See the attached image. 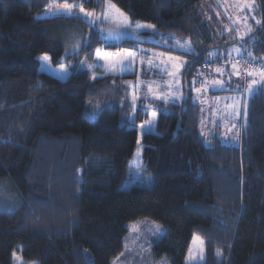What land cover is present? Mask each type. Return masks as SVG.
Instances as JSON below:
<instances>
[{
  "label": "trees",
  "instance_id": "trees-1",
  "mask_svg": "<svg viewBox=\"0 0 264 264\" xmlns=\"http://www.w3.org/2000/svg\"><path fill=\"white\" fill-rule=\"evenodd\" d=\"M252 1L257 21L242 40L251 61L263 62L264 0ZM50 2L0 0V264H14L16 252L25 263L111 264L127 225L146 219L165 229L152 251L170 264H185L194 237L204 244L203 264H264V83L247 101L237 146L215 131L209 141L201 134L190 85L206 55L224 45L216 9L207 0H67L100 15L103 28L193 43L191 54L148 44L187 59L180 103L145 105L131 88L121 106L122 97L103 98V86L135 80L143 43H105L77 14L44 17ZM146 25L154 28L138 29ZM67 26L86 34L72 58L98 64L95 84L67 68ZM97 50L112 60L97 58ZM45 55L50 67H42ZM150 76L158 77L144 72ZM95 102L100 112L92 120L85 111H95ZM141 165L151 187L122 190ZM59 211L64 221L55 229L44 224Z\"/></svg>",
  "mask_w": 264,
  "mask_h": 264
},
{
  "label": "rangeland",
  "instance_id": "rangeland-1",
  "mask_svg": "<svg viewBox=\"0 0 264 264\" xmlns=\"http://www.w3.org/2000/svg\"><path fill=\"white\" fill-rule=\"evenodd\" d=\"M58 2L64 3L63 0H58ZM206 6L216 9L217 13L215 14L224 33L222 37L224 45H217L210 54L206 55L203 65L204 72H196L197 76L191 79L190 85L194 93V101L201 107V134L209 141L212 132L215 131L217 136L222 138L224 145L237 146L242 132L241 129L244 126L247 101L257 91L258 87L264 83V76H261V72H264V61H251L248 48L242 40L243 32L251 30L250 26L252 28V23L255 24L257 21L256 8L252 0H207ZM83 9L84 12H81L80 8L76 7L68 15L63 13L53 15L52 12L55 9H48L44 17L77 14L84 17L90 23L92 29L99 31L101 36L104 37L109 29L100 25L101 16L95 13L86 15L85 13L91 12H88L84 7ZM121 33L123 35L119 40L143 43V45L139 43L138 46L141 52L138 75L135 80L130 81L117 82L110 80L107 85L103 86L105 87L103 98L112 96V100L118 102L122 97L123 99L120 102L122 106L127 92L134 88L138 100L143 99L145 105L146 103H148L147 105L152 104L151 102L180 103L184 98L183 71L187 59L185 60L175 54H168L161 49H154L148 44L170 47L181 53L191 54L190 52H195L191 40L172 34L160 35L156 38L139 35L138 40L136 34ZM84 37L86 38V34L81 28L66 27L64 40L67 45L64 61L68 69L74 68L77 72L87 73L90 83L95 84L98 64L85 57L80 58V60L72 58V55L75 56L81 49ZM235 41H238V43ZM222 47H225V50ZM69 56L71 57L69 58ZM170 57L173 59H170ZM248 61L253 67L250 70H247V68L244 71L239 70V67L242 64L245 66ZM92 65L96 66L91 67ZM148 71H152L158 77H144V72ZM253 81H255L254 84ZM249 85H252L251 91ZM94 89L91 90L92 93ZM214 92H224L225 94L215 95ZM93 108L96 110L93 111L91 108H87L85 116L95 120L100 112L97 102L93 104ZM152 183L153 176L146 172L144 165H141V167L129 171L121 189L129 190L134 185L149 188ZM3 197L4 199L1 198L2 202L10 199L9 194ZM62 221H64V216L59 211L54 212L48 220L45 219L44 224L55 229L57 227L55 226L56 222ZM127 228L128 233L123 240L124 248L120 255L111 261V264H170L167 257L155 258L152 251V246L165 234V229L162 226L146 219L129 223ZM204 251L202 240L194 237L185 264H203L205 262ZM13 260L14 264H34L25 263L17 252L14 253Z\"/></svg>",
  "mask_w": 264,
  "mask_h": 264
},
{
  "label": "snow or ice",
  "instance_id": "snow-or-ice-1",
  "mask_svg": "<svg viewBox=\"0 0 264 264\" xmlns=\"http://www.w3.org/2000/svg\"><path fill=\"white\" fill-rule=\"evenodd\" d=\"M76 7H79L80 11L84 12V9H83L82 5L70 4V3L67 2V0H64V3H59L58 0H51L50 4L48 5V9L49 10L55 9V11L52 12L53 15L60 14V13H63L65 15L71 14L72 10L74 8H76ZM85 14L86 15H93L92 13H85ZM119 15L122 16L123 14L120 13ZM140 27L154 28V26H152V25L138 26V29ZM137 32H138V30H137ZM122 35H123V33H121V32L113 31L112 29H109L107 34L104 36V41L103 42L107 43L109 39L119 40ZM137 39L139 40V35L138 34H137ZM85 43H88V42H85ZM122 54L124 56H131L132 55V53L127 52V51H124ZM116 55L119 56V55H121V53H117ZM96 56H97V58L103 59L106 62H108V61L112 60L113 54L109 53V52H106V51L102 53L100 50H97ZM170 59H173V58L170 57ZM41 60L43 62L42 67H43V65H48L50 67V57L45 55V56H43L41 58ZM95 66L96 65H92L91 67H95ZM59 71L61 73H64V75L68 74L67 68L61 67L59 69ZM249 75H251V73H249ZM261 76H264V72H261ZM63 78L64 77L61 76V79H63ZM254 83H255V81H253V84ZM251 89H252V85H249V90L251 91Z\"/></svg>",
  "mask_w": 264,
  "mask_h": 264
},
{
  "label": "crops",
  "instance_id": "crops-1",
  "mask_svg": "<svg viewBox=\"0 0 264 264\" xmlns=\"http://www.w3.org/2000/svg\"><path fill=\"white\" fill-rule=\"evenodd\" d=\"M240 56H241V55H240ZM241 67H242V68H241ZM241 67H239V70H243V71H244V70L246 69L245 66H243V64L241 65ZM243 68H244V69H243ZM247 70H250V69H247ZM233 71L237 72L235 69H233ZM247 72H248V71H247ZM247 72H246V73H247ZM244 73H245V72H244Z\"/></svg>",
  "mask_w": 264,
  "mask_h": 264
},
{
  "label": "built area",
  "instance_id": "built-area-1",
  "mask_svg": "<svg viewBox=\"0 0 264 264\" xmlns=\"http://www.w3.org/2000/svg\"><path fill=\"white\" fill-rule=\"evenodd\" d=\"M245 66H246V68H252L253 67L252 64L249 61H248L247 64H245Z\"/></svg>",
  "mask_w": 264,
  "mask_h": 264
}]
</instances>
